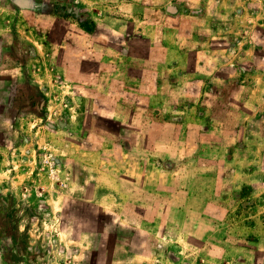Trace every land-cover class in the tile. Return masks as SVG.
<instances>
[{
	"label": "rangeland",
	"instance_id": "1",
	"mask_svg": "<svg viewBox=\"0 0 264 264\" xmlns=\"http://www.w3.org/2000/svg\"><path fill=\"white\" fill-rule=\"evenodd\" d=\"M188 2L0 0V56H34L0 63V264H264L244 77Z\"/></svg>",
	"mask_w": 264,
	"mask_h": 264
},
{
	"label": "crops",
	"instance_id": "2",
	"mask_svg": "<svg viewBox=\"0 0 264 264\" xmlns=\"http://www.w3.org/2000/svg\"><path fill=\"white\" fill-rule=\"evenodd\" d=\"M192 1L194 3L188 2V8H192L194 12L189 16L196 22L198 29L206 28L228 34L226 46L231 58L227 61L218 56L217 58L221 64L230 63L234 66L221 67L217 72L221 75L217 77H244L234 90V97L245 98V101L241 98L245 106L241 107L243 117L236 123L238 130L233 135L229 147V156L233 160L230 181L237 187L253 184L252 192L259 193L264 190V0ZM32 58L34 56H29L27 62H23L5 51L0 56V63H4L6 59L12 60L24 70L23 74L26 76L29 71L24 64L29 66L28 61L33 60ZM244 64H249L244 72L241 68L236 69V66ZM248 79L251 81L249 86L246 84ZM11 102L10 99L0 101L6 109L10 107ZM27 110L30 114L39 113L37 108ZM3 111L2 117L8 118L7 110ZM255 121L258 122L256 126L253 125ZM2 138L3 136H0V141ZM3 159L4 157L0 161Z\"/></svg>",
	"mask_w": 264,
	"mask_h": 264
}]
</instances>
